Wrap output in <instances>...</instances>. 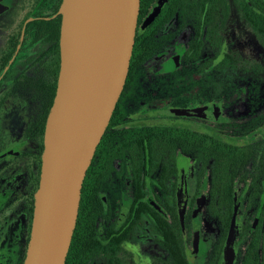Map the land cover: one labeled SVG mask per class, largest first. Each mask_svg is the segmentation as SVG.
Masks as SVG:
<instances>
[{
  "label": "flooded vegetation",
  "instance_id": "af4514ba",
  "mask_svg": "<svg viewBox=\"0 0 264 264\" xmlns=\"http://www.w3.org/2000/svg\"><path fill=\"white\" fill-rule=\"evenodd\" d=\"M62 2L0 0V264L31 239ZM91 177L90 264H264V0H140Z\"/></svg>",
  "mask_w": 264,
  "mask_h": 264
},
{
  "label": "water",
  "instance_id": "95a60500",
  "mask_svg": "<svg viewBox=\"0 0 264 264\" xmlns=\"http://www.w3.org/2000/svg\"><path fill=\"white\" fill-rule=\"evenodd\" d=\"M140 0H63L61 64L23 264H65L81 189L122 92ZM183 169L179 211H184ZM155 208L164 213L161 208Z\"/></svg>",
  "mask_w": 264,
  "mask_h": 264
},
{
  "label": "trees",
  "instance_id": "16d2710c",
  "mask_svg": "<svg viewBox=\"0 0 264 264\" xmlns=\"http://www.w3.org/2000/svg\"><path fill=\"white\" fill-rule=\"evenodd\" d=\"M110 124V121H109ZM105 130L99 144L97 145V149L95 155L93 156L92 162L89 166V169L86 172V177L83 182L82 191H81V199L78 210V216L76 221V226L73 232L71 245L69 247V251L66 257L65 264H90V250L89 246H91L93 229L90 227L89 229L84 230L82 228L83 224H89L91 221L90 215L92 214V209L95 207L97 200L96 192L97 189L94 186V182L91 177L93 162L96 158V153L100 151L103 145L104 137L108 133V127ZM90 208V209H89ZM136 206L134 205L133 214L136 215L139 212L136 211ZM171 211H169L172 215H177V211L175 208L170 207ZM86 222V223H85ZM90 254V257L88 256Z\"/></svg>",
  "mask_w": 264,
  "mask_h": 264
}]
</instances>
